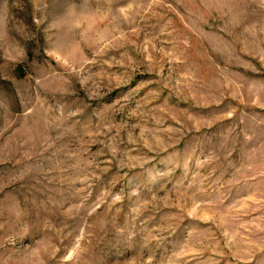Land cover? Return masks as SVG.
Here are the masks:
<instances>
[{
	"label": "rangeland",
	"instance_id": "1",
	"mask_svg": "<svg viewBox=\"0 0 264 264\" xmlns=\"http://www.w3.org/2000/svg\"><path fill=\"white\" fill-rule=\"evenodd\" d=\"M0 264H264V0H0Z\"/></svg>",
	"mask_w": 264,
	"mask_h": 264
}]
</instances>
